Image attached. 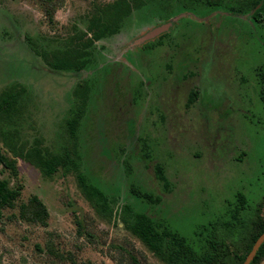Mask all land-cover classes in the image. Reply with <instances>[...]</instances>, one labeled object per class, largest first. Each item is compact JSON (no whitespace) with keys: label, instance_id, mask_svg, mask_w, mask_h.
<instances>
[{"label":"rangeland","instance_id":"obj_1","mask_svg":"<svg viewBox=\"0 0 264 264\" xmlns=\"http://www.w3.org/2000/svg\"><path fill=\"white\" fill-rule=\"evenodd\" d=\"M113 1L0 0V91L12 84L26 90L22 140L40 137L58 148L72 91L87 81L81 170L116 201L114 219L106 220L73 173L46 178L21 159L15 175L0 167V179L20 189L16 207L0 210V264H163L118 221L122 205L165 223L199 250L200 228L223 216L237 193L253 207L264 197V92L257 74L264 67V21L144 0L117 34L95 44L92 63L78 74L53 73L30 52V44L54 49L73 28L85 31L94 9ZM153 31L161 32L147 38ZM191 93L196 99L186 108ZM0 147L11 157L1 140ZM155 164L164 167L169 191L157 181ZM133 188L159 203L141 200ZM32 197L48 212L45 226L20 217L19 205Z\"/></svg>","mask_w":264,"mask_h":264},{"label":"trees","instance_id":"obj_2","mask_svg":"<svg viewBox=\"0 0 264 264\" xmlns=\"http://www.w3.org/2000/svg\"><path fill=\"white\" fill-rule=\"evenodd\" d=\"M147 1V0H146ZM184 6L205 5L222 9L228 14L248 16L253 23L264 21V0H242L230 4L227 0H177ZM175 2V3H177ZM145 5L144 0H115L96 7L91 14L85 31L73 28V34L57 42V47L36 49L30 44V52L41 58L53 73L78 74L92 63L94 46L97 42L117 34L122 22ZM49 19L53 12L46 11ZM261 85H264V67L257 70ZM91 92L87 81L77 83L72 91V107L63 123L62 143L58 148L46 147L40 137L31 142L23 141L20 126L26 106V90L19 84H12L0 91V140L8 157L0 147V167L16 174L17 159L24 160L39 170L43 177L50 178L58 170L73 173L78 187L96 213L106 220L114 219L115 200H111L92 184L81 170L78 150V129L85 115ZM264 103V93L261 94ZM196 99L191 93L186 108ZM143 161L149 159V150L143 142ZM154 175L166 191L169 181L160 164L153 165ZM141 200L158 204L159 198L132 189ZM20 197L19 188H10L6 180L0 179V210L14 209ZM20 217L32 224L46 225L48 212L44 204L32 197L26 204L19 205ZM118 221L136 237L163 264H242L254 242L264 232V197L256 206L250 205L244 193L239 192L233 201L227 202L225 214L202 226L200 246L196 250L186 239L172 231L165 223L155 221L145 214L135 213L129 205H122L117 213ZM264 261V243L251 264Z\"/></svg>","mask_w":264,"mask_h":264},{"label":"water","instance_id":"obj_3","mask_svg":"<svg viewBox=\"0 0 264 264\" xmlns=\"http://www.w3.org/2000/svg\"><path fill=\"white\" fill-rule=\"evenodd\" d=\"M153 32L151 33V35L147 36V38H152L154 35L159 34L161 31H159L157 33L156 32L153 33ZM263 243H264V232L254 242L250 252L246 256V258H245V260L243 261L242 264H251L253 262V259H254L255 255H256V253L258 252L259 248L261 247V245Z\"/></svg>","mask_w":264,"mask_h":264},{"label":"flooded vegetation","instance_id":"obj_4","mask_svg":"<svg viewBox=\"0 0 264 264\" xmlns=\"http://www.w3.org/2000/svg\"><path fill=\"white\" fill-rule=\"evenodd\" d=\"M260 86H261V89H262V91L260 90V92H264V85H261V83H260Z\"/></svg>","mask_w":264,"mask_h":264}]
</instances>
